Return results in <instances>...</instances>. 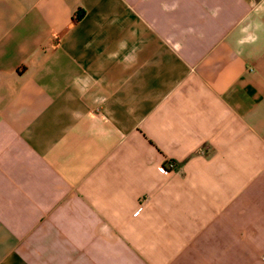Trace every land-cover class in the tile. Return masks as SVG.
Returning <instances> with one entry per match:
<instances>
[{
	"label": "crops",
	"instance_id": "0c3cea01",
	"mask_svg": "<svg viewBox=\"0 0 264 264\" xmlns=\"http://www.w3.org/2000/svg\"><path fill=\"white\" fill-rule=\"evenodd\" d=\"M0 264H264V0H0Z\"/></svg>",
	"mask_w": 264,
	"mask_h": 264
},
{
	"label": "built area",
	"instance_id": "2783aa9c",
	"mask_svg": "<svg viewBox=\"0 0 264 264\" xmlns=\"http://www.w3.org/2000/svg\"><path fill=\"white\" fill-rule=\"evenodd\" d=\"M172 165V164H171Z\"/></svg>",
	"mask_w": 264,
	"mask_h": 264
}]
</instances>
